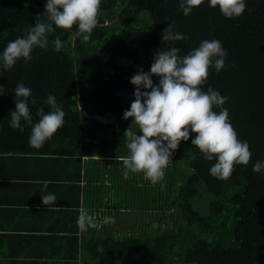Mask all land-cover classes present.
<instances>
[{
	"label": "trees",
	"instance_id": "obj_1",
	"mask_svg": "<svg viewBox=\"0 0 264 264\" xmlns=\"http://www.w3.org/2000/svg\"><path fill=\"white\" fill-rule=\"evenodd\" d=\"M179 2L101 0L98 24L87 43H81L76 25L71 30L57 29L49 35L47 50L34 48L27 63L20 59L10 71L0 68L4 87L0 138L28 142L30 125L21 121L22 133L10 127L13 89L23 82L36 100L35 104L29 101L33 124L39 120V107L50 110L45 103L49 94L65 112L63 127L42 148L33 149L50 147L52 154L76 155L78 163L88 157L96 168L89 173L85 167V175L92 174L89 183L94 182L100 196L93 201L107 209L94 208L86 194L89 189L84 191L85 212L95 226L81 231V250L87 254L82 260L91 264H264V172L252 170L257 160L264 161V0H246L243 15L232 19L225 18L218 6L209 7L208 0L186 16L178 11ZM45 4L46 0H0V53L9 41L24 36V29L33 26L37 16L46 21ZM169 24L188 37L176 42L180 56L205 39L221 41L227 51L225 68L219 73L210 68L202 90L212 87L229 98L223 107L229 110L238 139L250 146L249 164L236 165L228 180L209 174L215 161L205 159L191 144L196 133H190L188 141L182 140L173 152L163 188L160 183L153 186L142 173L123 177L118 158L127 155L124 131L132 119H123V112L135 99L130 78L140 67L149 71L154 53L167 47L162 32ZM56 36L65 43L59 52L52 45ZM152 79L158 82L159 78ZM133 130L138 131L135 126ZM77 166L72 176L76 181L81 175ZM70 185L77 201L68 205L76 209L83 187L76 182ZM107 192L105 203L102 196ZM132 211L141 212L142 218H135H141L147 230L140 231L134 222L124 228L120 222L103 223L106 216L130 219ZM154 224L166 227L154 228ZM76 234L75 249L55 256L58 259L51 264H77ZM100 247L104 251H98Z\"/></svg>",
	"mask_w": 264,
	"mask_h": 264
},
{
	"label": "clouds",
	"instance_id": "obj_2",
	"mask_svg": "<svg viewBox=\"0 0 264 264\" xmlns=\"http://www.w3.org/2000/svg\"><path fill=\"white\" fill-rule=\"evenodd\" d=\"M204 3V0H180L178 11L190 15L192 10ZM101 0H46V21L37 16L33 26L24 29L26 33L9 41L0 53V68L10 71L18 60L25 63L32 59L34 48L47 50L49 35L57 29L71 30L77 26L81 43H87L98 24ZM211 8L219 7L225 18L232 19L243 15L246 0H208ZM175 25L169 24L162 32V41L167 47L154 53L149 71L142 67L130 78L135 86L130 108L124 110L123 119H131V124L124 131L127 155L118 158L123 165V177L130 174H143L153 186L160 183L163 188L165 169L168 167L173 152L180 142L188 141L190 133H196L191 144L198 148L208 161H215L209 174L218 180H228L236 165L247 166L252 153L246 140L238 139V134L229 119V110L223 105L229 98L219 91L202 86L209 78V69L215 68L219 73L225 68L227 51L221 41L202 40L198 47L187 55L180 56L179 40L188 37L174 31ZM54 50L59 52L65 43L56 36L52 40ZM171 45V46H169ZM158 77L154 82L152 77ZM0 85V94H3ZM15 92V109L10 111V127L21 133L24 127L21 121L31 126L28 138L29 147L40 149L65 123V112L54 95L49 94L44 107L36 111L38 122L33 124L29 101L35 104L32 90L23 82L17 83ZM219 108L216 112L213 109ZM135 126L138 131L133 130ZM195 159V154H192ZM253 172H264V161L257 160L252 166ZM48 181H43L42 191L47 189ZM46 206L56 204L54 194L41 195ZM104 224L115 223L114 217L106 216ZM80 230L95 226L94 220L85 211H81L77 220ZM164 228L165 225H153ZM98 251H104L102 247Z\"/></svg>",
	"mask_w": 264,
	"mask_h": 264
},
{
	"label": "crops",
	"instance_id": "obj_3",
	"mask_svg": "<svg viewBox=\"0 0 264 264\" xmlns=\"http://www.w3.org/2000/svg\"><path fill=\"white\" fill-rule=\"evenodd\" d=\"M51 149L35 151L25 139L10 138L6 142L0 138V264H51L58 259L55 256L75 249L73 235L77 230L79 251L75 261L91 264L90 260H82L87 254L81 250V234L84 233L77 220L80 212L86 210L84 191L89 189L86 193L89 200L100 197L94 182L89 183L92 174L85 175V167L89 173L96 168L88 157H82V166L76 155L52 154ZM78 164L81 175L76 181L72 176H76ZM43 181L49 183L42 191ZM74 182L83 187L80 206L76 209L68 205L77 201L75 191H70V184ZM102 182L108 183V179ZM47 194L56 196V204L42 203L41 195ZM102 198L107 203L108 192ZM92 204L94 208L107 209L97 201ZM73 261L74 258L70 263Z\"/></svg>",
	"mask_w": 264,
	"mask_h": 264
},
{
	"label": "rangeland",
	"instance_id": "obj_4",
	"mask_svg": "<svg viewBox=\"0 0 264 264\" xmlns=\"http://www.w3.org/2000/svg\"><path fill=\"white\" fill-rule=\"evenodd\" d=\"M140 211H136V212H130L129 213V216H132V218H130V219H127V220H125V221H122V217H124L123 215L122 216H120V219H119V217H116V216H113L114 217V219H115V223L116 224H114V225H118V223L120 222L121 224H120V227H122V228H124V227H126V223L128 222V223H131V222H134V225H136L139 229H140V231L141 230H144V228L147 230V228L145 227V226H143L142 224H140V222H141V216H140ZM126 216V215H125ZM135 216H137V217H141V218H135ZM147 223H148V221H147ZM146 223V224H147ZM114 225H112V226H114Z\"/></svg>",
	"mask_w": 264,
	"mask_h": 264
}]
</instances>
